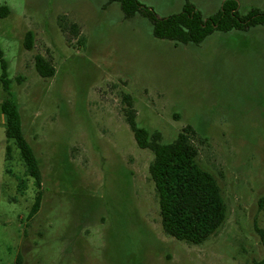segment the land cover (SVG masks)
<instances>
[{"label":"rangeland","instance_id":"rangeland-1","mask_svg":"<svg viewBox=\"0 0 264 264\" xmlns=\"http://www.w3.org/2000/svg\"><path fill=\"white\" fill-rule=\"evenodd\" d=\"M159 17L190 1L204 17L225 0H139ZM240 12L264 0H238ZM108 0H0V45L10 63L14 100L38 157L39 188L7 139L0 110V264H255L264 248V26L216 31L201 44L158 39L141 15L126 19ZM66 19L81 28L82 45ZM35 40L25 48L27 31ZM55 75L43 78L35 56ZM1 74V71H0ZM3 95L0 82V98ZM130 95L139 126L172 141L197 133L198 162L218 179L228 208L222 228L202 245L179 241L161 225L149 167L127 124ZM18 258L21 259L18 262Z\"/></svg>","mask_w":264,"mask_h":264},{"label":"trees","instance_id":"trees-1","mask_svg":"<svg viewBox=\"0 0 264 264\" xmlns=\"http://www.w3.org/2000/svg\"><path fill=\"white\" fill-rule=\"evenodd\" d=\"M112 3L120 4L126 19L134 18L138 14L148 19L156 38L176 44L199 45L216 31H250L264 26V10L252 8L242 14L238 0H225L222 8L209 17H204L190 1L184 5L182 11L166 17H159L153 9L139 0H108L107 4ZM11 13L10 6H0V18H6ZM60 26L64 31L69 28L70 33L82 45L81 28L77 23L69 22L64 17ZM34 40L33 31H27L25 48L33 49ZM9 67L10 63L0 45V82L3 90L0 110L6 119L7 158H12L9 143L13 141L20 150L26 176L33 177L36 187L40 189L31 209L32 217L41 206L43 175L38 157L24 135L21 109L13 98V80L9 76ZM35 67L43 78H51L56 72L55 67L43 55L35 56ZM123 101L125 120L137 145L141 149L150 150L154 156L149 172L157 191L163 231L179 241L193 245L204 244L225 224L228 208L217 177L198 162L199 149L193 141L197 136L196 130L188 125L172 141L165 142L159 130L139 126L137 110L130 95H125ZM259 202L260 209H263L264 196ZM255 230L264 248V228L256 225ZM20 261L18 258V262ZM255 264H264V259L256 261Z\"/></svg>","mask_w":264,"mask_h":264},{"label":"crops","instance_id":"crops-1","mask_svg":"<svg viewBox=\"0 0 264 264\" xmlns=\"http://www.w3.org/2000/svg\"><path fill=\"white\" fill-rule=\"evenodd\" d=\"M1 101H2V99L0 98V103H1ZM3 117H4V115H3ZM5 121H6V119H5V117H4V120H3V122H2V123H4V124H5Z\"/></svg>","mask_w":264,"mask_h":264}]
</instances>
